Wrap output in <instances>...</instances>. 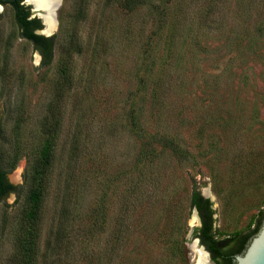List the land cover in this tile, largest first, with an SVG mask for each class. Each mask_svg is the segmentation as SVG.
I'll list each match as a JSON object with an SVG mask.
<instances>
[{"label": "rangeland", "instance_id": "rangeland-1", "mask_svg": "<svg viewBox=\"0 0 264 264\" xmlns=\"http://www.w3.org/2000/svg\"><path fill=\"white\" fill-rule=\"evenodd\" d=\"M57 19L43 64L0 15V264H195L194 191L217 238L252 229L264 0H62Z\"/></svg>", "mask_w": 264, "mask_h": 264}, {"label": "trees", "instance_id": "trees-1", "mask_svg": "<svg viewBox=\"0 0 264 264\" xmlns=\"http://www.w3.org/2000/svg\"><path fill=\"white\" fill-rule=\"evenodd\" d=\"M132 2L133 0H129ZM28 23L31 21L21 20L20 25L24 29V35L29 37L35 42H39L41 45V53L43 55L42 63L47 64L52 59L54 39L52 37L37 36L30 32ZM50 142V141H49ZM47 142V147H48ZM45 148V151L47 150ZM4 172H0V192L9 189L11 185H7L3 182ZM42 199V189L40 186L35 187L31 190L29 194L30 210L29 216L34 217L39 209L40 202ZM197 209L198 215L200 217L201 225L196 227L194 230V237L199 239V243L205 247V249L210 253L211 259L214 264H233V256L241 252L248 241V239L257 231L262 219L264 218V210L260 212V215L256 221L255 226L245 233H237L233 236H228L224 238H217L214 231V210L212 208V202L208 197L203 196L199 191H194L191 194L189 201V209ZM23 253L26 257V252L28 245L23 244ZM26 264V263H23Z\"/></svg>", "mask_w": 264, "mask_h": 264}, {"label": "flooded vegetation", "instance_id": "flooded-vegetation-1", "mask_svg": "<svg viewBox=\"0 0 264 264\" xmlns=\"http://www.w3.org/2000/svg\"><path fill=\"white\" fill-rule=\"evenodd\" d=\"M5 7L10 8L12 10L20 36L32 43L34 49L38 52V55L41 57L42 61L43 55L41 53L42 49L40 43L35 42L26 35H24V29L21 27L20 22L22 19H24V21H31V23H28L30 32L37 36L52 37L55 31L51 35H47L44 32L46 25L43 21V18L40 16L41 14L36 9H34V3L30 2L29 0H0V15ZM0 172H4L3 182L7 185L13 186V188L9 187V189L0 192L1 201L7 195L15 193V186L7 179L4 169L0 168Z\"/></svg>", "mask_w": 264, "mask_h": 264}, {"label": "water", "instance_id": "water-1", "mask_svg": "<svg viewBox=\"0 0 264 264\" xmlns=\"http://www.w3.org/2000/svg\"><path fill=\"white\" fill-rule=\"evenodd\" d=\"M61 2L62 0H57L52 8V15L54 16L56 23H58L57 10ZM34 9H36L40 14L44 13V9L42 8L34 7ZM52 33L53 32H49L47 35H51ZM202 194L212 200L209 195L205 193ZM193 214L197 218L198 225H200L201 221L196 208H193ZM193 243L199 246V239L196 237ZM199 248L206 253L208 261L210 260V264H213L210 253L205 249V247L200 244ZM232 261L233 264H264V218L262 219L257 231L248 239L245 248L241 252L235 254Z\"/></svg>", "mask_w": 264, "mask_h": 264}, {"label": "bare ground", "instance_id": "bare-ground-1", "mask_svg": "<svg viewBox=\"0 0 264 264\" xmlns=\"http://www.w3.org/2000/svg\"><path fill=\"white\" fill-rule=\"evenodd\" d=\"M30 2L34 3V7L44 9V13L40 16L43 18V21L46 25L44 32L47 34L49 32H54L57 27V23L52 15V8L57 2V0H29ZM193 221H197V218L193 214L192 217ZM193 250L197 254V259L195 264H210V260L206 256V253L200 250L199 246L193 243Z\"/></svg>", "mask_w": 264, "mask_h": 264}]
</instances>
